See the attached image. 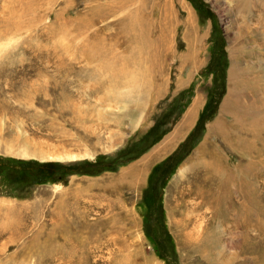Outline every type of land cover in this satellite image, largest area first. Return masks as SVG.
I'll return each mask as SVG.
<instances>
[{"label": "rangeland", "instance_id": "obj_1", "mask_svg": "<svg viewBox=\"0 0 264 264\" xmlns=\"http://www.w3.org/2000/svg\"><path fill=\"white\" fill-rule=\"evenodd\" d=\"M249 1L0 0V264H264Z\"/></svg>", "mask_w": 264, "mask_h": 264}, {"label": "bare ground", "instance_id": "obj_2", "mask_svg": "<svg viewBox=\"0 0 264 264\" xmlns=\"http://www.w3.org/2000/svg\"><path fill=\"white\" fill-rule=\"evenodd\" d=\"M243 1V0H242ZM250 1H252V3H251V5L250 6H247L246 4H245V7H249V8H251V9H245L246 11H247V15H251V14H253V13H255V12H257V11H261V12H259L258 13V17L257 18H259V17H261L262 16V18H263V20H264V0H250ZM249 1V2H250ZM253 15H255V14H253ZM244 17V16H243ZM261 18V19H262ZM244 19V18H243ZM263 20H262V22H263ZM246 21V20H245ZM248 24V23H247ZM260 25H262V23H260ZM263 27V26H262ZM248 28H250V26L248 27ZM246 29H247V27H246ZM252 29V28H251ZM257 30V29H256ZM243 31V30H242ZM258 31V30H257ZM240 33H241V31H240ZM263 35H264V33H263ZM261 36V35H260ZM264 40V39H263ZM264 42H262V44H263ZM243 75H245L244 73H243ZM76 156H73V154L72 155H70V154H68V155H66V156H56V157H54L53 156V158H57V159H59V160H61V159H74Z\"/></svg>", "mask_w": 264, "mask_h": 264}, {"label": "trees", "instance_id": "obj_3", "mask_svg": "<svg viewBox=\"0 0 264 264\" xmlns=\"http://www.w3.org/2000/svg\"><path fill=\"white\" fill-rule=\"evenodd\" d=\"M223 81L221 82V87H224L225 86V81H224V73H223Z\"/></svg>", "mask_w": 264, "mask_h": 264}]
</instances>
